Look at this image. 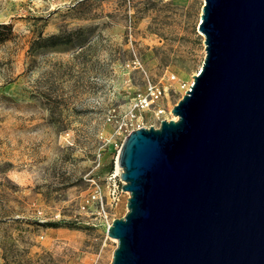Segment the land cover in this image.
<instances>
[{
	"label": "rangeland",
	"instance_id": "obj_1",
	"mask_svg": "<svg viewBox=\"0 0 264 264\" xmlns=\"http://www.w3.org/2000/svg\"><path fill=\"white\" fill-rule=\"evenodd\" d=\"M203 4L0 0V264L111 262L119 149L159 121L135 99L158 84L172 118L205 57Z\"/></svg>",
	"mask_w": 264,
	"mask_h": 264
},
{
	"label": "water",
	"instance_id": "obj_2",
	"mask_svg": "<svg viewBox=\"0 0 264 264\" xmlns=\"http://www.w3.org/2000/svg\"><path fill=\"white\" fill-rule=\"evenodd\" d=\"M198 28L177 118L122 141L109 264H264V0H204Z\"/></svg>",
	"mask_w": 264,
	"mask_h": 264
},
{
	"label": "built area",
	"instance_id": "obj_3",
	"mask_svg": "<svg viewBox=\"0 0 264 264\" xmlns=\"http://www.w3.org/2000/svg\"><path fill=\"white\" fill-rule=\"evenodd\" d=\"M173 79L175 78V75L171 76ZM162 88L156 83L149 82L147 87V93L140 94L134 102L135 109H141V110H147L152 109L155 113L156 117L158 118V124H152L155 126H158L163 118L169 119L170 117L162 116L161 113L164 112V109L161 106L156 105V100L162 95ZM134 109V108H133ZM131 111V115L134 116L135 110ZM142 126L141 124H136L132 126L128 132L133 129Z\"/></svg>",
	"mask_w": 264,
	"mask_h": 264
},
{
	"label": "trees",
	"instance_id": "obj_4",
	"mask_svg": "<svg viewBox=\"0 0 264 264\" xmlns=\"http://www.w3.org/2000/svg\"><path fill=\"white\" fill-rule=\"evenodd\" d=\"M55 38H57V35H50V36H47V37H42V40L43 41H47V40H51V39H55ZM57 43V41H53L52 42V44H56ZM45 44H47L46 42H44L42 45H45Z\"/></svg>",
	"mask_w": 264,
	"mask_h": 264
},
{
	"label": "bare ground",
	"instance_id": "obj_5",
	"mask_svg": "<svg viewBox=\"0 0 264 264\" xmlns=\"http://www.w3.org/2000/svg\"><path fill=\"white\" fill-rule=\"evenodd\" d=\"M192 83V82H191ZM172 118H177V115L173 114ZM119 167V166H118ZM120 168V167H119Z\"/></svg>",
	"mask_w": 264,
	"mask_h": 264
}]
</instances>
